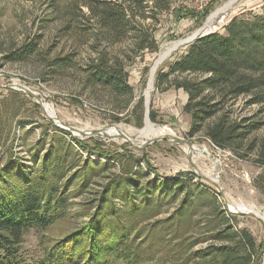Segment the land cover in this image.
Returning <instances> with one entry per match:
<instances>
[{
	"label": "trees",
	"instance_id": "trees-1",
	"mask_svg": "<svg viewBox=\"0 0 264 264\" xmlns=\"http://www.w3.org/2000/svg\"><path fill=\"white\" fill-rule=\"evenodd\" d=\"M55 9L62 20L56 35L65 38L57 52L55 45L41 49L37 37L10 44L1 58L41 62L46 77L55 80L76 74L78 94L85 92L105 104L112 122L140 126L143 100L134 102L126 66L145 52L157 51L153 22L145 20L156 21L170 9V1L71 0ZM211 10L207 7L199 15L185 9L184 16H194L199 23ZM126 41L128 45H122ZM84 46L89 50L80 63ZM161 70L155 88L180 89L187 96L182 110L190 117L188 135L202 134L213 146L235 155L256 148L261 158L257 161L264 166V138L253 136L264 124V3L260 12L236 15L223 31L192 41L166 71ZM240 98L245 100L239 110L235 105ZM252 105L258 107L256 113H241ZM156 118L151 109L149 119ZM53 129L60 134L36 142L32 165L24 166L13 155L0 165V264H136L154 258L171 264H252L262 243L247 229L234 226L235 219L221 210L217 192L194 183L189 172L165 180L149 177L138 164L144 158L126 149L110 155L111 162L81 159L65 138L70 132L56 125ZM77 142L80 148L94 150ZM102 145L96 142L95 148L106 154ZM115 163L120 171L90 201L94 210L88 220L54 241L42 257L25 259L20 253L24 234L44 230L60 218L73 181L77 179L82 191ZM177 201L173 211L157 218ZM201 243L206 244L198 247Z\"/></svg>",
	"mask_w": 264,
	"mask_h": 264
},
{
	"label": "rangeland",
	"instance_id": "rangeland-1",
	"mask_svg": "<svg viewBox=\"0 0 264 264\" xmlns=\"http://www.w3.org/2000/svg\"><path fill=\"white\" fill-rule=\"evenodd\" d=\"M69 1L71 0H0V165L5 163L10 155L16 156L24 166L32 165V150L36 142L43 138L49 142L52 135L60 134L53 129L56 123L47 116V114L53 116L54 113L58 123L67 128L74 127L85 132L93 131L86 135L68 130L70 135H65V138L73 144L75 157L77 155L81 159L89 158L94 163L106 160L111 162L110 155L117 152L122 153L126 149L152 165L153 171L147 169L145 161L138 162L149 177L165 180L175 177L179 172H189L194 183L206 185L217 192L218 204L225 216L235 219L234 226L247 229L258 244L263 243L264 228L260 220L251 214L238 213L236 209L229 206L244 204L254 209L264 210V166L257 161L261 159L257 154L258 150L255 148L250 153L240 152L235 155L213 146L202 134L188 135L190 117L182 110L185 101V94L182 90L169 89L161 92L155 88L154 78L149 94V111L152 109L157 118L156 122H151L164 128L166 133L160 138H146L135 134L127 137L107 129L117 125L140 129L144 126V119L140 126L125 120L112 122L110 120L111 111L105 104L90 99L85 92L78 94L80 85L76 74L69 75L62 80H55L46 77L47 75L44 74L46 70L41 62H4L1 58L2 51L10 44L17 46L33 42L37 37H39L41 49H46L48 45H55L54 52H57L64 45L65 38H59L56 35L62 20L55 8L56 5L62 7ZM169 1L170 9L157 15L156 21L145 20L147 24L153 22V34L158 45L157 51L145 52L142 56L130 60L126 66L129 75L128 82L133 87L134 102L141 98L143 109L146 98L144 92L148 84L150 67L159 51L170 43L188 37L196 28L205 23L214 10L228 0ZM263 3L264 0H240L230 11L215 18L207 29L223 31V26L231 16H246L249 11L260 12ZM210 6L213 10L199 23L195 22L194 16H184L185 9L200 15ZM127 42L122 45H128ZM187 45L188 43H180L158 67L157 72L161 69V71H166L167 65L180 55ZM88 50L87 46L81 49L80 63L83 62ZM12 85H25L39 100L37 101L35 97L21 90L10 88L9 86ZM10 89L19 94L15 95ZM244 100V98L238 99L235 107L239 110L243 109ZM47 107L51 108L52 113ZM257 109L256 105H252L246 107L241 113L251 115L256 113ZM97 128L104 130L102 135L94 133L98 130ZM253 136L264 138V124L255 131ZM77 140L94 150L80 148ZM99 141L103 143L102 150L106 154H100L96 150L95 143ZM189 145L205 147L212 156V160L196 156L193 152L190 157L191 152L184 149ZM139 146L141 148H138ZM215 165L218 169L216 176L207 178H212L213 181L217 179L221 195L213 183L197 175L194 169L199 168L200 171H196L198 173L213 175ZM119 171V165L115 163L113 168L93 177L90 184L79 192L76 185L77 179H75L67 190L68 199L60 218L44 230L29 229L20 244L21 255L29 261L42 257L44 251L48 250L54 241L87 221L88 212L94 210L90 201L98 198L108 178ZM177 203L178 201L171 204L157 218L167 216L174 210ZM116 204L120 206L119 201ZM226 204H229V209ZM205 244L201 243L198 247ZM136 264L171 263L154 258Z\"/></svg>",
	"mask_w": 264,
	"mask_h": 264
},
{
	"label": "bare ground",
	"instance_id": "bare-ground-1",
	"mask_svg": "<svg viewBox=\"0 0 264 264\" xmlns=\"http://www.w3.org/2000/svg\"><path fill=\"white\" fill-rule=\"evenodd\" d=\"M239 1L240 0H228L227 2H225L224 4L219 6L216 10H214L208 16V18L206 19V21L204 23V28L207 29L215 18H217L220 15L230 11ZM181 42L182 41L173 42V43H170L169 45H167L166 47L162 48L159 51V54L155 58L154 62L152 63V65L150 67L148 84H147L146 90L144 92V95L146 97L145 103H146L147 107H149V105H150L149 94H150V91L152 90V87L154 84L155 74L157 72L158 67L171 54V52L174 51L180 45ZM47 108H48L49 112L52 113L51 108H49V107H47ZM50 116H52V115H50ZM107 130L108 131L113 130V131H115L116 134L127 136V137H130L131 134H135L137 136H143L146 138H160L162 135H164L166 133V130L164 128H160V127L156 126L154 123L151 122V120L147 116H145V119H144V126L140 129H136V128H133L130 126L126 127L124 125H117V126L109 127ZM124 138H126V137H124ZM184 149L189 150L191 152L190 157L192 156V152H193V153H195L196 156L212 160V156L210 155V153L207 151V149L205 147H198V146H194V145H189L187 148H184ZM191 163L193 164V162H191ZM194 169L198 172L200 171L199 168H194ZM217 172H218L217 165H215V173L213 175L212 174H203L201 172L200 173H201V175H203L204 177L206 176V178H207V177H215ZM208 179L213 181L212 178H208ZM214 181H217V179H215ZM229 206L236 209L238 213H240V212L252 213V214L260 217L262 219V221L264 222V210L254 209L251 206L244 205V204H235V205H229Z\"/></svg>",
	"mask_w": 264,
	"mask_h": 264
},
{
	"label": "water",
	"instance_id": "water-1",
	"mask_svg": "<svg viewBox=\"0 0 264 264\" xmlns=\"http://www.w3.org/2000/svg\"><path fill=\"white\" fill-rule=\"evenodd\" d=\"M234 16H236V15H233V16H231L230 17V19H229V21L234 17ZM206 21V20H205ZM216 30H214V29H206V28H204V23L201 25V26H199L198 28H196L188 37H186V38H184V39H179L180 41H182L181 43L182 44H184V43H191L192 41H194V40H196V39H198V38H201V37H203V36H205V35H208V34H211V33H213V32H215ZM179 40H177V41H179ZM10 88H12V89H15V90H22V91H24L25 93H27V94H29V95H32L33 97H35V95L33 94V92L29 89V88H27V87H23V86H9ZM36 98V97H35ZM37 99V101L39 100L38 98H36ZM42 105H43V103H41ZM46 112V111H45ZM47 116L49 117V118H51L55 123H56V126H58V127H60V128H63V129H65V130H71L72 132H75V133H83V134H90V133H92V132H85V131H83V130H80V129H77V128H74V127H66V126H64V125H62V124H60V123H58V121H57V119H56V116L54 115V113H53V116H50V115H48L47 114ZM145 116H147V117H149V107H147V105H146V103H145V99H144V119H145ZM103 132H104V130L103 129H98V130H95L94 131V133H98L99 135H102L103 134ZM138 148H141V146H139ZM195 173L197 174V175H200V176H202L203 178H205V179H207L208 181H210L211 183H213L217 188H218V193L221 195L222 193L220 192V187H219V185H218V182L217 181H211V180H209L208 178H206V177H204L203 175H201V174H199V173H197L196 171H195ZM228 205L229 204H226V206H227V208L229 209V207H228ZM232 213H237V212H233V211H231ZM241 214H251V215H253V216H255L256 218H258L259 220H260V222H261V224H262V226H263V228H264V222L262 221V219L260 218V217H258V216H256V215H254V214H252V213H247V212H240ZM264 245V242L262 243V246ZM261 252H262V248H260V250H259V252L257 253V255H256V257L254 258V261H253V263L255 264L256 263V261L258 260V258H259V256L261 255Z\"/></svg>",
	"mask_w": 264,
	"mask_h": 264
},
{
	"label": "built area",
	"instance_id": "built-area-1",
	"mask_svg": "<svg viewBox=\"0 0 264 264\" xmlns=\"http://www.w3.org/2000/svg\"><path fill=\"white\" fill-rule=\"evenodd\" d=\"M23 87H26L25 85H23ZM28 88V87H27ZM22 91V90H21ZM24 92V91H23ZM262 248V252L261 255L259 256L258 260L256 261L255 264H264V245L261 247ZM252 264H254L252 262Z\"/></svg>",
	"mask_w": 264,
	"mask_h": 264
},
{
	"label": "crops",
	"instance_id": "crops-1",
	"mask_svg": "<svg viewBox=\"0 0 264 264\" xmlns=\"http://www.w3.org/2000/svg\"><path fill=\"white\" fill-rule=\"evenodd\" d=\"M183 93H184V92H183ZM184 94H185V93H184ZM186 98H187V96H186V94H185V101H186ZM185 101H184V102H185Z\"/></svg>",
	"mask_w": 264,
	"mask_h": 264
}]
</instances>
